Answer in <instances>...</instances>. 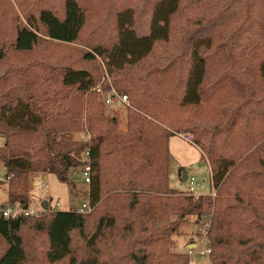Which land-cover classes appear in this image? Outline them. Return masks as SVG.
Wrapping results in <instances>:
<instances>
[{"label": "trees", "instance_id": "obj_1", "mask_svg": "<svg viewBox=\"0 0 264 264\" xmlns=\"http://www.w3.org/2000/svg\"><path fill=\"white\" fill-rule=\"evenodd\" d=\"M131 1L38 0L25 23H0V66L11 55L37 58L0 75L5 207H29L33 174L70 187L73 171L89 167L92 209L0 214V264H189L188 255L168 253L172 234L185 217L201 223L211 214L212 264H264V0H146L151 22L142 36ZM108 5L112 22L89 25ZM180 27L166 65L141 75L126 68ZM56 45L84 49L63 57L49 52ZM218 53L225 66L216 78L234 86L217 81L207 96L208 57ZM104 71L128 97L125 134L92 92ZM184 133L211 169L215 198L170 188L169 142Z\"/></svg>", "mask_w": 264, "mask_h": 264}, {"label": "rangeland", "instance_id": "obj_2", "mask_svg": "<svg viewBox=\"0 0 264 264\" xmlns=\"http://www.w3.org/2000/svg\"><path fill=\"white\" fill-rule=\"evenodd\" d=\"M37 1L38 0H0V23L8 25L12 20L15 21L16 19H19L25 23L26 15H28L33 10ZM49 1L56 7H61L62 0ZM129 5L132 7L134 12L133 28L140 36L148 34L150 30L151 15L146 7V0H132ZM111 15V7L108 5L100 16L94 15V17L89 20V25L95 26L100 24V21H102L101 24L106 23L107 21L112 22ZM6 17H11V19H6ZM91 26H89L88 31H92ZM182 38L183 30L180 27L179 31L171 37L169 42L158 43L153 53L140 65H137L133 68L127 66L126 68L131 69L135 74L141 75L144 73L145 68L150 65H166L167 62L174 57L176 52H178ZM76 47L84 49V47L80 45H76L75 47H61L56 45L51 46V50H49V52L66 57L69 54L75 53ZM33 55L35 54L22 56L11 55V58H8L7 56L5 62L0 66V75L3 76L6 73H11L14 68L24 67L27 66L31 61H36L37 58H35ZM208 64L210 70L208 71L204 88L206 90L207 96L210 92L218 88L220 86L219 84L225 85L230 84L231 82L230 79L226 77L223 79L216 78L225 66V61L223 58H221L220 53L210 55L208 57ZM105 74L106 72L104 74L101 73L99 78L100 83L103 81V76ZM114 77H116L115 74L113 77L110 75L112 82ZM178 81L179 77H177L176 85ZM217 81H219V84L216 83ZM231 85L234 86L232 82ZM98 97L101 98L100 96ZM93 98L96 97L93 96ZM128 107L129 103L126 105L117 104L112 107L105 106L106 114L111 118H117L120 123L116 132L117 135L125 134L127 131ZM86 136L87 135L85 133H80L76 135V139L85 140L87 139ZM170 142V188L178 192H183L182 194L186 196L190 188L189 183L184 180L185 173H187L188 176L195 177L199 184L204 185V188H201V193L211 192L209 167L206 160L203 159L201 152L198 150L199 148L197 149V145L194 143V140L192 143H188L185 139L181 138L177 134L171 138ZM4 145L5 139L0 138V146ZM82 170L83 168H79L73 171L72 181L74 186L70 187L61 183L53 174L41 176L39 175L40 173H36L31 175L29 191L30 207H35L39 210L42 207L43 202H47L50 210L53 211L56 209L52 207H54L56 202L59 201L61 204L59 211L68 212L78 211L83 205H89L90 186L89 184L84 183L82 178ZM6 172L7 171L5 167L0 165V179H5ZM42 185H45L44 188H42ZM5 190H7V187H4L3 190H0V210L7 206L8 196ZM211 215H208L207 217ZM204 218H206V216L201 218L199 221H204ZM199 226H202V223H198V218L196 216L185 217L178 232L172 234V243L169 247L168 253L171 255H188L187 259L189 260V264H212L210 255H200V253L206 249V245L202 242L203 234L201 233ZM36 245L42 252L46 249V236L44 234H40ZM197 245L198 247H196ZM190 251H193L192 255L190 254ZM1 252L2 249L0 247V254Z\"/></svg>", "mask_w": 264, "mask_h": 264}, {"label": "built area", "instance_id": "obj_3", "mask_svg": "<svg viewBox=\"0 0 264 264\" xmlns=\"http://www.w3.org/2000/svg\"><path fill=\"white\" fill-rule=\"evenodd\" d=\"M93 92L100 96L103 100V103L105 106L112 107L117 104H128V97L122 93H120L114 83L111 81L110 75L106 72V74L103 76V81L99 83L94 89ZM181 138L185 139L188 143L193 142V138L189 134H178ZM82 178L85 184L91 183V171L89 167H84L82 170ZM45 185H42V188H44ZM189 191L187 192L188 195L193 196H201L199 193L200 190V184L197 182L195 178H191L189 180ZM213 198L216 197V191L213 190L212 194L210 195ZM61 207L60 202H56L55 206L52 207L56 209L55 211H59ZM92 211L90 204L89 205H83L78 212L84 214V213H90ZM48 212V210H44L43 207H41L39 210L35 207H5L0 210V214L3 215L5 218H12L16 216H24V217H39L43 214ZM211 219L212 217H206L204 218V221H202V226H199V229L201 233L203 234L202 242L206 245V249L200 253L201 256H209L211 254V249L209 247V240H208V232L211 226ZM190 254H193V251H190Z\"/></svg>", "mask_w": 264, "mask_h": 264}, {"label": "crops", "instance_id": "obj_4", "mask_svg": "<svg viewBox=\"0 0 264 264\" xmlns=\"http://www.w3.org/2000/svg\"><path fill=\"white\" fill-rule=\"evenodd\" d=\"M170 140H171V139H170ZM170 143H171V142H169V153H170V147H171V144H170ZM197 149H198V147H197ZM198 150L201 152L200 149H198ZM201 154H203V153L201 152ZM169 163H170V161H169ZM207 164H208V163H207ZM169 167H170V164H169ZM208 167H209V165H208ZM209 171H210L211 192H209V193H201V188H204V185H201V184H200V190H199V193L201 194V196L211 195L212 192H213V190H214V188H213V183H212V173H211V169H210V167H209ZM39 175H41V176H47L48 174H47V173H40ZM186 175H187V178L184 177V180L187 181V183H189V180H190L191 178H195V177H190V176H188L187 173H186ZM195 179H196V178H195ZM197 182H198V181H197ZM196 247H198V245H197Z\"/></svg>", "mask_w": 264, "mask_h": 264}, {"label": "water", "instance_id": "obj_5", "mask_svg": "<svg viewBox=\"0 0 264 264\" xmlns=\"http://www.w3.org/2000/svg\"><path fill=\"white\" fill-rule=\"evenodd\" d=\"M185 178H187L186 173H185ZM42 207H43L44 210H48V203L47 202H43Z\"/></svg>", "mask_w": 264, "mask_h": 264}]
</instances>
